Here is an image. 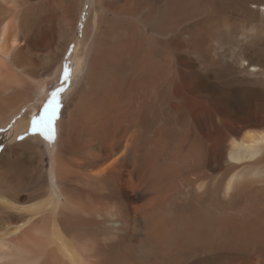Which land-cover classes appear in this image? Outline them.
<instances>
[{"label":"bare ground","instance_id":"obj_1","mask_svg":"<svg viewBox=\"0 0 264 264\" xmlns=\"http://www.w3.org/2000/svg\"><path fill=\"white\" fill-rule=\"evenodd\" d=\"M250 1L82 3L74 80L60 97L56 124L57 190L47 186L37 137L0 153V264H264V103L240 127L255 130L236 147L242 153L236 163L253 162L222 192L220 179L205 172L203 140L189 138L202 122L192 128L185 100L201 102L202 85L190 90L188 84L225 79L259 84L264 100V80L257 78L264 76V57L230 64L216 52L218 35L210 30L232 13L264 23V0ZM48 4L0 0V128L14 136L28 120L18 109L30 108L42 87L32 95L28 78L48 72L56 59L48 52L36 67L26 42L35 28L42 35L34 16L53 13ZM105 14L113 18L103 27ZM63 15L70 21L77 12ZM68 31L64 27L60 37ZM47 40L40 39L41 46ZM242 108L234 103L233 121L240 123ZM158 110L166 126L176 122L184 131L174 154L162 160L136 153V122ZM219 162L216 157L210 171L220 170ZM146 194L148 203L136 208Z\"/></svg>","mask_w":264,"mask_h":264},{"label":"rangeland","instance_id":"obj_2","mask_svg":"<svg viewBox=\"0 0 264 264\" xmlns=\"http://www.w3.org/2000/svg\"><path fill=\"white\" fill-rule=\"evenodd\" d=\"M84 1L85 0H48V6L52 8L50 11H53V13H46L43 11L42 14H40V12L35 14L34 17H39V21L42 25V28L40 29L42 35L40 32H38L37 28H35V30H33L35 31L34 36L26 39L27 44L33 46V52L37 55V58L34 62L35 66L37 67L39 62L42 60V56L48 52L54 53V55H56V59L54 60L53 65L48 72L28 78L33 83L32 89L30 91L32 95L35 90L39 89L40 85H42V87L41 91L38 92L39 95L35 98L33 103L31 102L32 106L30 108H28L27 105H24L20 106L18 109L19 111L23 112L26 117H28L27 125L21 134L14 136L12 133H9L10 130H4L3 132V129H1L2 127L0 128V153L9 147L13 142L15 144H19L24 139L33 137L38 138L40 150L43 153L42 163L46 172V183L52 192L57 190L55 186L54 155L58 151L57 144H55V141L59 136L56 124H58L60 120L61 106L58 112V119L55 122V127L57 128L56 138L52 143L46 142L39 136L30 135V122L33 116L40 112V110L43 108V105L50 98L51 92L60 88L62 83H64L62 81V73L65 66H67L70 70V78L66 82V90L61 93L60 97H62V95L69 89L71 83L74 80V78L71 76L75 65V59L72 57V54L74 49L78 46L79 39L81 38L80 33L83 32V29H81L82 25H78V23L80 22L79 18L81 15L79 14L82 10V3ZM253 1L257 2V0H251L250 5ZM69 9H74L77 12V17L72 18L70 21H64L65 19H60L62 18V15L65 13V11ZM242 17L243 16L240 13L222 15V17H220L217 22L218 28L215 26L210 30H214L213 32L211 31L212 34L214 33L218 35L216 38L219 41L214 46L217 48L216 52L220 54V57L224 58L230 64H233L235 60L243 61L245 62L243 65L246 66L248 58L252 57L253 55L259 56L260 54V58L261 56L262 58L264 57V23L249 21ZM112 18L113 17H108V15L105 14L101 20L103 24L102 26H106V24L109 23L108 20L110 21ZM75 24H77L76 28L74 27ZM64 27L69 29L68 37H60V32ZM91 28L92 27L89 26L87 31ZM44 36L48 38V43L41 46L40 39H42ZM235 37L237 38L235 39ZM61 51L62 54L60 55ZM257 78H259L258 81L264 80V76ZM34 83H36V85H34ZM201 85L203 88L202 91H200L202 103L195 102V98L193 97L185 99L186 105L188 107V120L191 122L192 128L196 127V120L200 119L202 122V128H200V130L195 131L193 129V131L190 129L192 132L189 133V138L191 139L194 135H197L201 138V140H203L205 145L204 153L206 154L204 157L207 158L205 161L207 168L205 172L210 175H216V177L220 179L222 182L223 192L226 191L227 185L230 182L231 184L240 182L241 180L237 179L235 176L238 172L241 173L243 171L244 173H247L245 169L246 165L253 162V160H243L236 163L234 158L241 157L239 155L242 153L236 149V147L240 146L239 141L244 139L242 137L244 133L255 130L254 128H250V126L248 127L249 129L241 131L240 127H242V124L251 123L249 122L250 117L253 118L258 115V111L260 109L259 105L264 103V100L260 97L261 87L255 82L250 85L246 84L240 86L236 84V82H232L227 79L221 82L211 81L209 83L205 82L202 84L197 80L188 84L187 87L190 90H192V88L199 90V88L201 89ZM249 97L253 101H251ZM22 98L24 97L22 96L20 99ZM31 98H33V96ZM20 99L18 100L19 104L21 103ZM67 99L68 97H66V102ZM234 103H238V105L243 107L242 111H244V115H242L240 123L233 121L231 117V109L234 106ZM163 112V110H158L155 112V115H145L136 122V153L139 152L140 154V152H142V155L144 156L152 155L158 160H162L166 156H171L174 154L177 140L180 135L184 134V131L176 124V122H174L175 124L173 126L172 124L166 126L164 121H166L167 116L164 114L165 112ZM177 120L179 121V119ZM211 127L212 129H210ZM185 149L186 148L184 147V151ZM184 151L183 153H185ZM216 157L218 160H220L219 164L217 165V168H220V170L215 169V172H212L210 171L209 166H211V162H213ZM152 160L154 159L152 158ZM213 165L214 163L212 166ZM233 167L236 169L234 170ZM224 170H228L229 173L227 175H223V172H225ZM123 180L128 181L126 174L123 175ZM182 193H184L186 196H189L187 189H183ZM189 194L192 195L191 193ZM149 197L150 196H147L146 194L136 199V208L146 205V203L149 201Z\"/></svg>","mask_w":264,"mask_h":264},{"label":"snow or ice","instance_id":"obj_3","mask_svg":"<svg viewBox=\"0 0 264 264\" xmlns=\"http://www.w3.org/2000/svg\"><path fill=\"white\" fill-rule=\"evenodd\" d=\"M70 78V70L65 66L62 73L61 87L51 92L50 98L43 105V108L33 116L30 122L29 134L39 136L48 143H52L56 138L55 122L58 119V112L61 106L60 96L66 90V82ZM22 139V138H20Z\"/></svg>","mask_w":264,"mask_h":264}]
</instances>
